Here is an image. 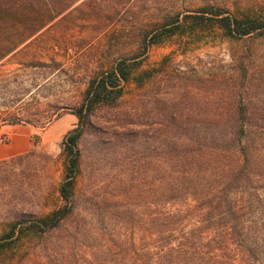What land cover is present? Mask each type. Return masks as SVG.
Here are the masks:
<instances>
[{
	"label": "rangeland",
	"instance_id": "1",
	"mask_svg": "<svg viewBox=\"0 0 264 264\" xmlns=\"http://www.w3.org/2000/svg\"><path fill=\"white\" fill-rule=\"evenodd\" d=\"M207 5L251 13L264 0H78L0 61V127L12 126L0 149H21L0 158V238L15 220L62 206V140L89 81L134 56L137 72L152 74L89 117L72 214L53 231L12 240L0 264H149L165 175L182 159L208 166L225 149L229 113L239 105L262 162L259 183L245 193L255 199L248 213L264 233V35L233 39L213 27L142 54L146 31ZM50 113L60 116L44 128L2 121ZM17 129L30 132L16 141Z\"/></svg>",
	"mask_w": 264,
	"mask_h": 264
},
{
	"label": "trees",
	"instance_id": "2",
	"mask_svg": "<svg viewBox=\"0 0 264 264\" xmlns=\"http://www.w3.org/2000/svg\"><path fill=\"white\" fill-rule=\"evenodd\" d=\"M78 0H0V61L14 53ZM146 31L142 54L163 40L193 36L207 28L220 30L227 38L264 35V5L254 12L231 13L224 7L207 5L187 14L169 15ZM139 56L122 58L108 71L89 81L81 105L74 109L75 127L64 135L63 178L58 192L63 204L41 217L20 218L0 238V255L12 240L42 235L57 229L72 214L74 190L80 173L78 148L87 121L99 106H112L124 95L126 85L141 86L151 73H138ZM59 114H35L2 120L44 128ZM55 117V118H54ZM247 109H231L226 124V145L208 166L182 159L180 169L165 175L163 212L151 221L149 264H264V233L258 220L248 213L254 202L252 185L258 184L260 155L253 145L254 127ZM205 164V163H204ZM172 170V169H171ZM253 208V207H252ZM190 217L184 219V215ZM187 231V232H186ZM156 236L158 239H153Z\"/></svg>",
	"mask_w": 264,
	"mask_h": 264
},
{
	"label": "crops",
	"instance_id": "3",
	"mask_svg": "<svg viewBox=\"0 0 264 264\" xmlns=\"http://www.w3.org/2000/svg\"><path fill=\"white\" fill-rule=\"evenodd\" d=\"M12 126H1L0 127V135L4 133H8L11 130ZM27 132H30V129H17L16 130V138L15 140L18 141L22 139L23 135ZM19 151H21L20 148L16 147L15 145L8 148V149H0V158H6L16 155Z\"/></svg>",
	"mask_w": 264,
	"mask_h": 264
}]
</instances>
